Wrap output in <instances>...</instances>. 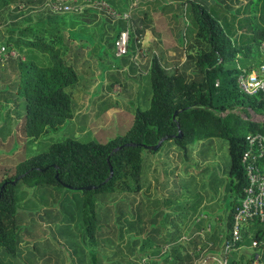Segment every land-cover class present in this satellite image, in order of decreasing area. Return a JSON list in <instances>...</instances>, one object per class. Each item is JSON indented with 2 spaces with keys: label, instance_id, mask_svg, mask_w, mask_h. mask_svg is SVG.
Segmentation results:
<instances>
[{
  "label": "rangeland",
  "instance_id": "rangeland-1",
  "mask_svg": "<svg viewBox=\"0 0 264 264\" xmlns=\"http://www.w3.org/2000/svg\"><path fill=\"white\" fill-rule=\"evenodd\" d=\"M104 1L106 3L115 1L118 6L112 9L117 12L125 11L120 10V0ZM127 1H134L131 4L132 9L136 5L135 9L130 11L128 27L133 32L138 30L142 37L143 33L146 34L148 41L142 44L146 55H137L134 58L131 40L127 55L120 58L114 56L112 42L115 36L114 32L108 29L114 25L117 28L124 27L125 23L121 20L111 22L102 13L92 14L89 20L79 21L78 18H71L70 22H77V27H83L84 30L91 28L94 33L97 30L94 28H98V25H105L108 31L102 36L101 45L80 48V51L87 52V61L84 63L82 60L80 63V69L77 71L79 74L94 76L102 71L108 75L112 69L121 66L124 59L129 61L126 68L128 70L122 71L123 77L116 83L111 81L106 85L108 94L105 96L100 95L97 90L89 91L90 81L86 77L81 81L78 79L80 93L87 95L81 110V119L76 118L71 123L67 121L62 126L41 135L34 143L27 139L22 131L23 104L15 94L18 66L20 62H31L44 67L48 56L40 54L42 46L38 51L21 45L17 47L14 44L6 46L0 54L1 179L11 176L19 162L45 152L51 144L64 139L103 144L115 137L123 136L131 127L135 112L143 111L149 105V79L148 75H142V72L147 70L146 62L152 54L150 51L157 52L153 58L158 60L166 73H181L187 80L194 79L196 70L190 58L203 50L205 42L195 36L198 27L192 22V12L186 9L190 1L195 4V9L203 8L220 21L222 26L224 25L226 35L235 46L242 51L248 47L249 56L241 59V54H236L233 59L234 67L256 64L263 60L254 49L255 43L260 41L257 37L259 29L264 27L261 21L262 10L256 7L252 8L251 12L245 11L244 6L248 0ZM30 4L26 6L29 7ZM11 7L0 10V41L10 30L25 28L28 32L30 30V33L23 38L30 42L40 39L44 44H50L57 49L59 55L64 49L63 46L71 49L63 44V40L67 38L66 28L69 27L66 18L45 17L40 11L38 15L45 19L44 25L34 26L32 22L36 20V14L31 12L30 16L29 11L35 9L26 7L22 11H17ZM77 27L74 28L78 30ZM11 36L16 37L14 33ZM65 63L71 65L70 60ZM115 84L118 87L113 90L112 85ZM74 86L75 84L71 88H66L65 92L70 95ZM101 88L104 90L103 85ZM101 96L102 100L99 99ZM230 112L240 121L257 115L244 105L238 104L234 105ZM215 142L217 148L211 151L213 155L205 153L206 156L214 158V162L205 167L206 175L203 181L207 185L208 197L216 194L217 190L221 195L220 200L225 205L222 212L224 217L228 202L233 197L228 191L230 179L227 175L229 165L227 143L218 138ZM140 159L143 167L154 162L155 167L153 169L149 167L145 173L143 171L144 179L139 180L136 192L94 196L100 233L94 241L89 240L83 231L81 206L77 201L81 197L80 191H70L62 187H45L35 191L23 185L18 186L16 213L19 227L18 245L12 263L90 264L91 254H95L93 258L95 264L102 261H105L104 264H175L173 254L178 253L189 257L187 264H193L209 256L210 249L219 247L220 240L211 241L209 236L211 233H204L200 238L196 236L197 234L192 236L190 233L181 232V222L189 220L191 212L185 192L184 170L188 166L185 152L177 149L174 143L165 140L156 152L142 149ZM262 171L264 172V167ZM171 226L175 227L173 231H170ZM168 227L170 229L167 237L161 238L160 235L165 233ZM222 233L224 237L227 235L225 227L222 228ZM250 242V239L243 237L239 245L243 249L232 251L227 264H264V260H260L262 253L251 249ZM160 251L166 253L160 255ZM257 255L261 257L259 261H256ZM144 258L146 261L141 262ZM205 264L216 263L207 260Z\"/></svg>",
  "mask_w": 264,
  "mask_h": 264
},
{
  "label": "trees",
  "instance_id": "trees-1",
  "mask_svg": "<svg viewBox=\"0 0 264 264\" xmlns=\"http://www.w3.org/2000/svg\"><path fill=\"white\" fill-rule=\"evenodd\" d=\"M35 1L0 0V10L12 6V10L22 11L28 7L26 4ZM194 5L190 1L186 9L192 12V22L198 27L195 36L205 42L203 50L190 58L196 70L194 79L187 80L181 73H166L158 60L152 57L147 72L149 105L147 109L135 112L132 125L123 136L103 144L64 139L51 144L45 152L19 162L11 176L0 178V264H13L18 245V186L23 185L35 191L45 187L80 191L81 197L77 201L81 206L83 231L89 240L94 241L100 235L94 196L136 192L139 188L142 147L153 146L161 138L169 136L173 137L169 141L183 152L188 145L204 139L218 138L226 141L230 179L228 191L233 194L224 226L229 231L233 209L245 185L240 165V157L245 149L244 137L246 134L264 133L263 124L240 121L230 111L238 104L255 114H264V99L242 96L236 88L233 59L239 53L241 59L248 57V47L242 51L235 46L226 35L224 25L210 12L203 8L195 9ZM256 7L262 10L261 21L264 25V0H248L244 10L251 12ZM259 32L257 37L262 42L264 27ZM13 33L16 35L14 38L11 36ZM29 33L30 30L28 32L25 28L10 30L1 39L0 47L5 49L14 44L17 47H37L39 50L42 46L41 52L48 56L44 67L31 62H20L18 66L15 94L23 104L22 131L27 139L35 141L72 117L71 99L65 89L71 88L77 77L53 46L44 44L40 39L30 42L23 38ZM134 33L137 36L140 34L138 30ZM129 36L131 38V34ZM260 41L254 47L258 55ZM263 62L264 59L246 66H258ZM215 82L217 86H214ZM224 112V116H218ZM178 132L181 135L179 139L174 137ZM124 144L132 146L113 152ZM12 180H16L14 184L6 183ZM3 183L5 185L1 189ZM84 187L95 189L84 191ZM254 225L257 228L251 239L260 243L264 240V225ZM245 232L241 234V241ZM259 247L263 248L264 245L255 248ZM94 255L91 254L90 264H95ZM261 257L257 255V261L259 258L264 260V252ZM173 258L175 264H187L189 261L188 256L178 253L173 254Z\"/></svg>",
  "mask_w": 264,
  "mask_h": 264
},
{
  "label": "crops",
  "instance_id": "crops-1",
  "mask_svg": "<svg viewBox=\"0 0 264 264\" xmlns=\"http://www.w3.org/2000/svg\"><path fill=\"white\" fill-rule=\"evenodd\" d=\"M43 1L44 0H37L35 2H31L30 6H29L30 9H35V11H29L30 16H32L31 12L36 14L35 15L36 20L32 22V25H34V26L44 25L45 19L42 18L40 15H38V13H41L40 11H42L44 14V15L42 14V16H45V17L51 16V15H48L43 10V8H42L43 3H44ZM114 2L115 1H112L110 3L112 6V7L110 6L111 8L118 6ZM120 2H121L119 5L120 10H122V9L126 10L128 8V5H130V3H132V1H127V0H120ZM136 4H137V1H136ZM34 6L37 7L38 9H36ZM135 7H136V5H135ZM135 7L133 9H135ZM117 10H119V9H117ZM92 14H95V13L92 11L86 10L81 15H66V16H56V17L66 18V20H68V21L71 20V18H78L80 21L81 19L89 20V18L93 16ZM76 23L77 22H74V21L70 22L69 21V25H68L69 27L66 28L67 38L65 40H63V44L67 45L68 48L71 47V49L70 50L66 49L65 46H63L64 49L60 51V53H61L60 57L65 62L70 60V62H71L70 66L74 70L75 74L80 75V76H78V75L76 76L77 80L79 79L81 81L82 78L86 77L90 81V84L88 85L89 91L97 90V92L98 91L100 92V95L105 96L108 94V93H106V91H107L106 85L111 83V81L113 83H116L117 80H119L121 77H123L122 71L128 70L126 68H127L129 61L127 62L125 59L122 60L121 66H118L115 69H112L108 75H105V73H103L102 71L98 72L97 74H94V76H92V74L85 75V73L79 74L77 71H78V69H80V63H82V60L84 63H85V61H87V59H86L87 58V52L80 51V48H91L94 45H98V44L101 45L102 41H103L102 36L105 33H107L108 31H107V27L105 25H102V26L98 25L97 26L98 28H94L97 30H95V32L93 33V29L91 30V28H87L86 30H84L83 27H77ZM107 25H109V24H107ZM74 27H77L78 30H76V28H74ZM86 27H88V25H86ZM122 28H117L114 25V26H112V28H109L108 30L112 33L114 32V36H115L116 33ZM58 29H59V27H58ZM27 36H28V34L26 35V37ZM145 36H146L145 33H143V37H142L141 33L139 34V37H141L140 40H141L142 44H144L145 42L147 43V41H148L147 36L146 37ZM143 38H144V41H143ZM26 48H30V47H26ZM32 49L38 50L37 47H33ZM39 52L43 56L44 53H42L41 51H39ZM150 52L152 54L150 55L149 60H147V62H146L148 64V67H149V64H150L152 57L154 55H156V53H157L156 51H150ZM148 67L146 68L147 70L142 72V75H147ZM107 72H109V71L107 70ZM127 74H129V73H127ZM77 80H76V83H77ZM91 82H92V84H91ZM76 83H75V86L73 87V89L71 90L70 95H69L70 99H71L72 117L67 121L70 123L74 122L76 120V118L81 119V113H82L81 110H82L83 105H85V102L87 100V95L81 94L79 91V87H80L79 82L77 84ZM101 85L104 86L105 91L101 88ZM116 86H117V84L112 85L113 90L116 88ZM102 96H101V98H99L100 100H102ZM72 98H73V100H72ZM67 121H65L64 123H66ZM215 139L216 138H210L207 140V142H206V139L201 140V141H197L193 144L188 145L185 148V159H186L187 164H188V166H186V168L184 170V176L186 179L185 192H186V196L188 199L187 204L191 208V212H190V219L186 220L185 222H181V224H182L181 232H183L185 234L190 233L192 236L197 234L196 236L202 238L204 233H211L209 235L211 241L216 242L217 240H220L219 247H216L217 249L215 247L213 249H210V252H209L210 254H217L218 250L220 252V246L222 245V241L224 239V234L222 233V228L225 226V221H226V217L228 215V210H229V202L231 201V199H230L228 202V205H227V210L225 211V215L223 217L222 212H223V208L225 205H224L223 201L220 200L221 195L218 193V190L216 189L217 190V192L215 191L216 194L209 195V197H208L207 196V192H208L207 191V185L203 181V179H205L204 177L206 175V170H205L206 168L205 167L207 165H212L214 162V158H211L209 155L206 156L205 153L213 155V153L211 151L213 150V148H215V149L217 148ZM35 141H33L32 143H34ZM167 150L169 151L170 148ZM165 153L166 152H164V156L166 155ZM142 164L143 163H142V159H141L140 179L143 180L144 179V176H142L143 171L145 173V170L149 169V167H150V169H153L155 167V162L151 163V164L147 163L146 165H144V167ZM262 167H264V162L262 164ZM227 175H228V173H227ZM220 177H222V175ZM228 178H229V176H228ZM219 179H221V178H219ZM229 193H231V192H229ZM171 227H172V229H170L169 227L167 229H165L166 232L163 233L162 235H160V237L161 238L167 237V234L169 233V229H170V231H173L175 229L176 225H175V227L174 226H171ZM256 228L257 227L254 224L248 225L246 228L247 230L244 234V237L251 240V238H253L252 234L254 233ZM259 248H261V249H259ZM259 248L257 249V248L251 247V249H256L255 252L258 251V253L263 254L264 247L263 248L259 247ZM241 249H243V247L240 248V246H238L236 251H239ZM160 253H161L160 255H163L166 252L160 251ZM256 258H257V256H256ZM144 259H146V258H144ZM256 261H257V259H256Z\"/></svg>",
  "mask_w": 264,
  "mask_h": 264
},
{
  "label": "built area",
  "instance_id": "built-area-1",
  "mask_svg": "<svg viewBox=\"0 0 264 264\" xmlns=\"http://www.w3.org/2000/svg\"><path fill=\"white\" fill-rule=\"evenodd\" d=\"M35 1V0H32ZM134 2V1H133ZM132 2V3H133ZM123 12L113 10L108 3L103 0H44L43 10L53 16L81 15L89 10L95 14H105L111 22L121 20L124 27L118 31L113 39L112 46L114 56L117 58L127 55L129 41L132 40L134 48V58L137 55H146L139 35L128 27L127 20L132 11L131 4ZM131 34V38L130 35ZM259 56L264 59V40L258 46ZM4 51L0 47V54ZM12 55V54H10ZM235 84L237 91L245 97H257L264 99V62L258 66H235ZM214 86H217L215 82ZM226 114L219 113L222 117ZM245 121L255 124H263L264 114H257ZM245 149L240 157V165L244 173L245 185L241 191V196L237 200L231 216V224L227 236L222 241L221 250L218 254H210L193 264H205L207 260L216 264H227L229 254L236 250L241 242V234L246 231L250 224L264 225V172L262 162L264 160V133L246 134L244 137ZM252 248L264 245L251 239ZM146 261L142 259L141 262Z\"/></svg>",
  "mask_w": 264,
  "mask_h": 264
},
{
  "label": "water",
  "instance_id": "water-1",
  "mask_svg": "<svg viewBox=\"0 0 264 264\" xmlns=\"http://www.w3.org/2000/svg\"><path fill=\"white\" fill-rule=\"evenodd\" d=\"M174 115L175 114H173V117H174ZM180 133L178 132L177 133V135L176 136H174L175 138H180ZM173 137L172 136H169V137H167V138H161L155 145H153V146H148V147H142L143 149H145V150H148V151H151V152H154V151H156L157 149H158V147L160 146V144L163 142V141H165L166 139H168V140H170V139H172ZM130 147V146H132L131 144H124V145H121V146H119V147H117V148H115L114 150H113V152H116L118 149H121V148H123V147ZM15 181L16 180H12V181H10V182H6V183H10V184H14L15 183ZM5 185V183H3L2 184V186H1V189H2V187ZM80 189V188H79ZM84 191H90V190H94L95 189V187H84V188H82Z\"/></svg>",
  "mask_w": 264,
  "mask_h": 264
}]
</instances>
